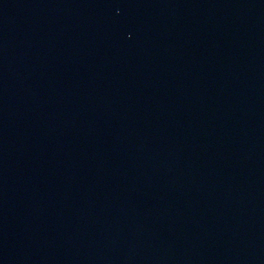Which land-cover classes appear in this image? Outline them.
Returning <instances> with one entry per match:
<instances>
[{"label":"water","instance_id":"water-1","mask_svg":"<svg viewBox=\"0 0 264 264\" xmlns=\"http://www.w3.org/2000/svg\"><path fill=\"white\" fill-rule=\"evenodd\" d=\"M0 264H264V0H0Z\"/></svg>","mask_w":264,"mask_h":264}]
</instances>
